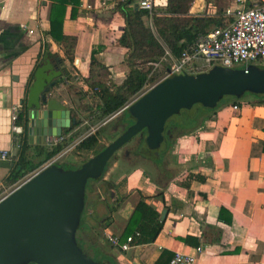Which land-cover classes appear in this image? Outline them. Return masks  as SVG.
I'll return each instance as SVG.
<instances>
[{"label":"crops","instance_id":"0c3cea01","mask_svg":"<svg viewBox=\"0 0 264 264\" xmlns=\"http://www.w3.org/2000/svg\"><path fill=\"white\" fill-rule=\"evenodd\" d=\"M122 1L81 0L73 18L71 7L66 8L63 33L77 38L71 63L48 34L51 0H0V153L18 151L12 138V110L14 106L21 109L45 53L54 62L60 58L64 63L52 97L65 104L71 114L76 105L79 118L86 111L93 112L92 106L99 103L96 96L90 97L82 89L92 50L97 51V60L109 67L111 79L116 84L123 81L128 67L126 49L118 41L125 25L118 8ZM165 1L154 0V7L164 6ZM222 1L216 6L194 0L190 13L211 15L219 7L229 8L220 5ZM131 5H135L134 0ZM235 6L232 0L230 8ZM77 90L84 96L81 101ZM262 100L244 99L236 104L238 109L233 108V102L222 105L194 133L176 136L170 147L164 145L149 163H133L129 158L111 161L103 178L86 193L88 209L98 219L105 217L106 182L114 186L116 199L124 198L110 214L104 233L121 237L142 198L160 215L167 210L154 242L115 251L119 264H168L175 252L194 254L199 264H264ZM85 102L89 103L80 105ZM25 119L23 134L28 143L40 144L37 135L29 138L26 108ZM78 127L71 130L72 136ZM10 162L13 164V159ZM11 168L0 165V188H8L3 181ZM221 208L231 223L220 219ZM198 248L201 251L197 252ZM162 252L165 255L157 262Z\"/></svg>","mask_w":264,"mask_h":264},{"label":"water","instance_id":"95a60500","mask_svg":"<svg viewBox=\"0 0 264 264\" xmlns=\"http://www.w3.org/2000/svg\"><path fill=\"white\" fill-rule=\"evenodd\" d=\"M63 66L60 58L54 62L45 53L28 86L27 132L29 138L37 135L40 144L75 123L71 110L51 95ZM249 98H264V63L214 65L208 71L161 79L121 111L114 138L96 154L70 168L55 161L0 199V264H104L77 241L83 233L88 181L100 178L114 153L136 135L141 137L139 152L151 160L159 156L170 128L185 123L196 108L216 111L234 99ZM0 165L12 163L3 160ZM166 214L164 209L160 221Z\"/></svg>","mask_w":264,"mask_h":264},{"label":"trees","instance_id":"16d2710c","mask_svg":"<svg viewBox=\"0 0 264 264\" xmlns=\"http://www.w3.org/2000/svg\"><path fill=\"white\" fill-rule=\"evenodd\" d=\"M51 1L50 29L48 34L63 49L65 57L73 63L77 38L76 36L64 34L62 28L66 8L70 6V17H75L81 0ZM193 1L166 0L164 6L154 7L151 13L135 8V5H131L133 0H124L118 4L119 10L124 14L125 23L118 41L126 49L124 61L128 67V71L123 81L120 84H116L110 77L109 67L98 61L95 57L97 51L94 49L90 55L88 75L84 78L88 88L93 90L94 96L99 100V103L96 102V107L101 111V116H111L122 110L134 100L135 96L146 84L154 83L159 79L160 75L158 72H154L149 76L151 67L147 63L156 61L162 57L164 53L163 45H166L172 54L178 56L185 45L193 42L198 34L206 33L214 26H224L232 19L225 15V9L222 7H219L211 15H193L190 13ZM205 1L211 2L216 6L219 3V0ZM150 20L151 25L148 23ZM61 81L62 79L59 82ZM76 94H81V96H78L80 101L81 98H84L80 91L77 90ZM262 99L264 98L259 99V101ZM25 103L26 99L23 100L18 115V122L24 128L26 127ZM241 103V99H234L233 101L234 105ZM215 112V110L206 108H196L192 113L187 115L188 119L185 123H179L175 126H186L189 130H195L206 120H209ZM72 114L75 118V123L71 124L69 128H65L62 133L63 135L69 133L82 121L74 112ZM99 135L100 131L97 129L95 133L82 139L75 146L76 150H92L93 154H96L101 149H96ZM169 139L168 141L164 139L166 147H170L171 145L172 141H169ZM65 145L66 141L53 145L50 148L42 144L30 145L26 134H23L19 149L13 159L12 168L3 181L4 186L16 187V185L40 169L48 160L60 153ZM262 150L264 151V146ZM65 167L70 168L71 165H66ZM2 191L3 189L0 188V195ZM224 212H226L225 209L221 208L220 219L231 223V218H225ZM106 221V224H109L111 217ZM83 223L82 217L80 224L83 225ZM162 227L163 222L160 221V213L142 198L137 203L120 238L123 240L127 236L132 235V245L151 243L154 242ZM109 246L108 249H115L110 244ZM164 255L165 252H162L157 262L161 261ZM94 259L104 264H116L115 255L111 254L110 251L106 253L105 251L98 250ZM111 259L114 260L111 261Z\"/></svg>","mask_w":264,"mask_h":264},{"label":"built area","instance_id":"2783aa9c","mask_svg":"<svg viewBox=\"0 0 264 264\" xmlns=\"http://www.w3.org/2000/svg\"><path fill=\"white\" fill-rule=\"evenodd\" d=\"M234 2L235 7L225 9V15L232 18L226 25L214 26L206 33L198 34L193 42L185 45L180 55L175 56L166 45H163L164 53L162 57L147 63L151 67L149 76L158 69H163V75L152 83L153 85L172 73L187 72L195 74L207 71L214 65L232 67L241 64L248 65L253 62L264 63V0H234ZM134 3L137 8L146 10L149 13L154 8V0H134ZM149 24L151 25V20ZM149 84L151 83L145 86ZM82 89L90 97L94 96L93 90H90L86 83H83ZM233 108L238 109V106L233 105ZM19 111V107L14 106L11 116V130L15 150L19 149L21 136L24 133V126L18 122ZM78 126L80 127L81 124ZM72 137L71 131L66 135L45 137L42 145L50 148L63 141H72ZM77 144L75 143L74 146ZM64 149L48 160L41 168L54 163L61 155L66 153ZM14 156L15 152L13 153L12 150H4L0 153V159L2 160L10 161L14 159ZM105 238L112 247L123 251L128 250L133 241L132 235L121 240L120 236L105 233ZM199 251H201L200 248L197 249V252ZM168 264L199 263L197 256L194 254L175 252Z\"/></svg>","mask_w":264,"mask_h":264},{"label":"rangeland","instance_id":"374dc122","mask_svg":"<svg viewBox=\"0 0 264 264\" xmlns=\"http://www.w3.org/2000/svg\"><path fill=\"white\" fill-rule=\"evenodd\" d=\"M225 4V6H232V0H224L220 3V5H223ZM218 6V5H217ZM227 8V7H226ZM149 23V21H148ZM208 71V70H207ZM155 72H158L160 77L163 75V69H158L157 71ZM180 74V73H178ZM151 85H153L152 83L145 86L136 96L135 98H137L139 95H141L143 92H145L146 90H148ZM134 98V99H135ZM242 101V100H241ZM86 103H89V102H85L84 104H82V106L84 105H87ZM93 108V112H85L83 114H80V118L82 119L81 121V126L80 128L78 129L77 131V134H75L72 138V141H69V142H66V145H65V149L66 150V153H64L62 155V157L58 158L56 161L59 160L60 161H63L65 162L66 164L68 165H71V166H79L82 162H84L85 160H87L88 158H90L91 156H93V151L90 150V151H78L76 150L74 144L80 142L81 139H83L84 137H86V135H90V133H95V131L98 129L100 131V135H99V142H98V145L96 146V149H102L105 145H107L108 143L111 142V140L114 138L115 134H114V130H118V124L121 122V116H119L121 113L117 112L113 115L110 116H101V111L96 107V106H92ZM76 105H74V113L76 114ZM77 115V114H76ZM116 123V125H115ZM92 133V134H93ZM138 135H136L133 139H131L129 142H127L125 145H123L119 150H117L115 153H117L118 151H121V150H129L131 154L133 155H137L139 156V158L141 159H144L143 162L145 163H149L150 160L147 158L144 157L143 154H141L139 152V149H140V145L139 146H135L136 145V137ZM134 148L137 149L134 151ZM100 149V150H101ZM99 150V151H100ZM93 154V155H92ZM111 160V159H110ZM38 171V170H37ZM34 174V173H33ZM31 176V175H30ZM30 176H28L27 178H29ZM26 178V179H27ZM25 179V180H26ZM23 180V181H25ZM22 181V182H23ZM20 182V183H22ZM90 181H88L89 183ZM87 183V184H88ZM19 185V184H18ZM16 185V186H18ZM87 186V185H86ZM2 189H6V191H2L1 195H0V199L6 195L7 193H9L12 189H14L13 187H8V188H3L1 187ZM87 209L86 210V213H85V216H84V223H83V229H81L83 231V233H81L80 231V234L79 235H83V234H86V232L89 231V224H92L94 219H92V210L90 208V210L88 208H85ZM84 215V214H83ZM86 221V222H85ZM93 240L95 242L96 245H99L97 242L98 240H96L94 237H93ZM91 241V240H90ZM100 242V240H99ZM87 244H88V241H87ZM85 243V251L88 255H96V253H98V250H103L107 253H110L115 255V251H118L117 249H108L110 246H98V247H94L96 248H91L89 247ZM100 247V248H99ZM114 251V253H113ZM116 258V257H115Z\"/></svg>","mask_w":264,"mask_h":264},{"label":"flooded vegetation","instance_id":"af4514ba","mask_svg":"<svg viewBox=\"0 0 264 264\" xmlns=\"http://www.w3.org/2000/svg\"><path fill=\"white\" fill-rule=\"evenodd\" d=\"M115 125H116V123H115ZM201 126H199L195 130H189L188 127H186V126L185 127L173 126V127L170 128L169 133L165 135V140L168 141V139L170 138L169 141L171 140L173 142L174 141V138L176 136L185 135V134H192L196 130H198ZM168 135H169V138H168ZM135 140H136L135 141L136 142V145L135 146H139L140 145V142H141V137L140 136H137ZM135 150H137V149H135ZM118 158L119 159H125V160L131 159V161L133 163L143 162V160H144V159L139 158V156H137L136 154L135 155L131 154L129 150H127V151L126 150H121V151H118L117 153H114V155L111 158V160L105 166V169H104V172H103L102 176L100 178L96 179V180H89L90 182L87 184L86 191H85V201H86V193L89 190V188L91 186H93L98 180H101L103 178L104 173L106 171V168L109 166V164L111 163V161H113L115 159H118ZM66 165H68V164H66ZM106 184H107V189H106V192H105L106 193V197H103V198H106L108 200V201L105 200L104 201L105 203H103L104 204V207H105V214H104L105 217H100L98 219V218H94L93 215H92V219H94V221H93L92 224H89V231L86 232V234H83L82 236L81 235H77V241H78L79 245L82 247V249L84 251L86 250L84 247H85V243L87 244V241H88V244L87 245L89 247H91L92 249L95 248V247H98V246H102L103 247V246H108L109 245L108 241L105 238V233H104V227L106 226V222H107L106 220L109 217H111L110 214L117 208L118 203H121L124 200V198H121L120 200L116 199L115 193H114V186L112 184H110V182H106ZM89 206H90V204L88 202H85V208H88ZM86 210L87 209L84 210L83 219H84ZM80 227L83 229V225H80ZM101 234H102V236H101ZM93 237L96 240H98L97 243L99 245H96L95 244V242L93 240ZM99 240H100V242H99ZM101 251H103V250H101ZM96 255H97V253H96ZM96 255L94 256V258H96ZM94 260L97 261V259H94ZM113 260L114 259H111V261H113ZM115 261H116V264H119L116 259H115Z\"/></svg>","mask_w":264,"mask_h":264}]
</instances>
